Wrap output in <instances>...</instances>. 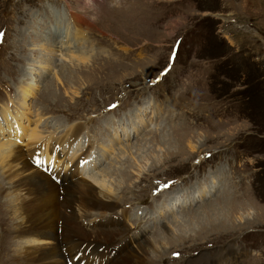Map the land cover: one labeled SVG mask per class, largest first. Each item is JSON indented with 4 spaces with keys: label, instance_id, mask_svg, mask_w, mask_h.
I'll list each match as a JSON object with an SVG mask.
<instances>
[{
    "label": "rangeland",
    "instance_id": "obj_1",
    "mask_svg": "<svg viewBox=\"0 0 264 264\" xmlns=\"http://www.w3.org/2000/svg\"><path fill=\"white\" fill-rule=\"evenodd\" d=\"M46 1L84 18L72 15L82 21L75 23L71 17L80 35L77 41L70 31L73 46L65 35L57 43L47 33L49 21L41 18ZM88 1L0 0V27L7 29L0 46V99L4 88L21 85L15 90L19 105L21 89L35 80L38 87L28 97L31 114L40 108L42 113L54 111L60 128L74 121L93 134L92 117L104 115L111 101L121 102L124 112L117 115L115 140L109 137L111 128L98 137L108 146L93 173H108L115 210L134 206L124 223L143 233L128 250L145 240L161 250L147 255L143 264H214L218 257L217 264H264V0ZM179 37L171 70L156 86L147 87ZM86 40L93 49L84 50ZM41 43L43 50L34 49ZM73 50L91 58L78 62ZM146 107L154 109L148 124ZM1 111L6 116V109ZM101 119L95 120L98 130L108 129L109 120ZM129 128L132 134L125 140ZM3 137L0 142L6 141ZM110 144L113 153L107 150ZM204 153L210 157L195 163ZM175 178H183L182 184L173 185L169 198L150 196L156 181ZM10 190L1 180L0 264H15L24 246L13 232L17 219ZM195 190L205 193L169 211L176 194ZM114 223L120 226L110 231L121 228L120 237L127 228L118 222L108 226ZM74 242L92 247L85 255L80 251L79 262L98 253L96 242ZM123 251L128 257L127 247ZM173 252L181 256L176 261L170 257ZM106 258L102 264H110Z\"/></svg>",
    "mask_w": 264,
    "mask_h": 264
},
{
    "label": "bare ground",
    "instance_id": "obj_2",
    "mask_svg": "<svg viewBox=\"0 0 264 264\" xmlns=\"http://www.w3.org/2000/svg\"><path fill=\"white\" fill-rule=\"evenodd\" d=\"M72 20L75 23L82 22L75 16L72 17ZM66 32H68V34H65V41H68V45L73 46L72 39L70 38L72 37L71 32L69 29H66ZM42 46H44L43 43L38 44V46L36 45L34 49L41 50V47L43 50ZM50 52L52 51L50 50ZM71 55L75 57L74 59L81 63L88 62L91 58L88 55H84V53H77L75 50L71 52ZM45 67L46 65L40 69ZM35 82L37 83V81L31 80L25 88L23 87L21 89V102L19 103L18 108L21 109L20 111L23 112V115L16 114L15 117L12 118L13 121L16 118H21V116L24 117L25 114L29 115L30 108L28 97L32 96L34 90L38 87ZM45 89L51 91V88H48L47 86H45ZM140 112L141 111L138 110L139 115H141ZM3 116L6 117L5 115ZM4 119L6 120V118ZM102 119H104L103 116ZM18 128L21 130L20 127ZM131 128L135 135L137 133L136 124L134 123L133 127ZM25 130L26 132L29 131L27 138L28 141L26 144H28V142L32 144L40 136L36 128ZM25 130L24 134H26ZM99 130L101 129L99 128ZM79 131L80 129L77 128L68 129L64 135V138L62 137L61 147L64 145V142L69 145L75 141L74 144H76L79 139ZM129 131L130 128L126 131L124 130V133H126L125 140L128 139L132 134H130ZM5 139V142H0V181L3 180L13 192V195L11 197L9 196L10 203L14 204V219H17L16 226L15 228L13 227V232L17 234L16 237L19 242L23 243L24 245L19 251L20 259H16L14 263L66 264L64 262V252H62V249H65L67 254H70L71 256L74 255L75 251H81L79 248L80 245L75 244L74 239L78 241L96 242L99 244L96 246V248H98L100 245L103 246L102 252L96 253L95 255L92 254V257L91 255L89 256V254H87V258L81 259L79 262L81 258L80 257L78 261L75 262V264L78 262L80 264H96L97 260L101 262L99 264H102L106 257H108L111 261L113 258V256L110 257L111 245L118 240L119 234H121V228L120 230L115 229L114 231H110V229L111 227L118 226L119 224L117 225L114 223L111 226H96V224H94L91 227H84L82 225V221L90 222L94 219H97L98 221L107 220L111 222L109 216L113 213L112 211L115 210L116 205L114 203L115 198L113 197V184L112 182L109 184V180H106L108 173L103 172L102 177H100L98 174H96L97 171L96 173H93V171L87 174L84 170L85 166L80 168L79 171L74 166L73 172L78 171L79 174L82 175V178L77 179L76 182L73 183V178H75V176H73L72 173H69L67 176H60V182L59 184H56L49 179V176L44 175V173L40 172L38 168L31 166L30 163L25 160L24 154L15 145L17 143H14L17 142L16 140L14 142L11 141L10 136H7ZM116 140L119 141L118 137ZM54 145H56V143ZM107 148V150H109L108 152L113 153V145L110 144V146ZM189 148L192 149V145H189ZM54 151L55 149L53 152ZM41 157H43L45 162H47L50 158L49 155L46 154L45 149H43ZM87 157L88 154L85 155L83 159H87ZM101 158L105 159V153L100 156L99 162L101 161ZM68 159H70V161L73 160L74 154L71 153L68 156ZM204 193V191L196 193L195 190L194 192L185 194H176L175 197L171 199L169 211H176L180 206L190 203L191 201L195 200L197 196H202ZM70 194H72L74 199L70 197ZM167 209L168 206L161 210L160 213H162V211L165 213ZM176 219H179V217ZM179 221H182V219ZM98 226L100 228L95 230V228ZM58 229L60 231L59 234L56 232ZM129 246L132 245L129 244L121 248L117 256L110 262V264H143V261L146 259L147 255L150 253L156 254L161 251H158L157 245L150 240H145L140 245L137 244L136 249L133 251L128 250ZM126 247L127 251H129V254L127 253L128 257H123V250ZM82 254L85 255L86 253ZM121 256L122 258L120 260L114 261ZM221 259L222 257L220 259L218 257L216 262L214 260L213 263L217 264V262H220Z\"/></svg>",
    "mask_w": 264,
    "mask_h": 264
},
{
    "label": "snow or ice",
    "instance_id": "obj_3",
    "mask_svg": "<svg viewBox=\"0 0 264 264\" xmlns=\"http://www.w3.org/2000/svg\"><path fill=\"white\" fill-rule=\"evenodd\" d=\"M164 74H166V73H164ZM115 107V106H114Z\"/></svg>",
    "mask_w": 264,
    "mask_h": 264
}]
</instances>
